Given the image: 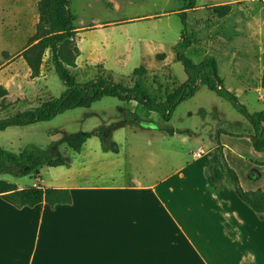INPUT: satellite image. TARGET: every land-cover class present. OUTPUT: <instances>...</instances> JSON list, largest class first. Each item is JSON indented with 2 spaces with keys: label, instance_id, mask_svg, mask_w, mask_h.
I'll list each match as a JSON object with an SVG mask.
<instances>
[{
  "label": "rangeland",
  "instance_id": "rangeland-1",
  "mask_svg": "<svg viewBox=\"0 0 264 264\" xmlns=\"http://www.w3.org/2000/svg\"><path fill=\"white\" fill-rule=\"evenodd\" d=\"M38 2L0 0V84L7 90L5 104L17 101L14 111L36 107L48 98H58L65 90L53 73L48 52L40 67L42 80L31 77L30 69L20 57L33 44L31 39L39 17ZM190 3L191 0H71L69 9L74 18L75 44L79 50L75 61L77 80L86 82L104 70L124 86L136 85L155 100L164 101L186 79L177 55L186 56L194 64L210 56L216 61L223 84L238 101L250 113L263 110L264 7L255 0H195L193 6ZM223 6L229 7L224 16L217 10ZM182 15L187 25L185 33ZM182 35L189 37L188 45L183 43ZM120 107L139 113L150 123L123 125ZM107 125L124 126L115 137L120 147L118 159L126 162V173L139 178H158L177 166L176 161H166L163 154L159 157L156 151V146L162 144L159 137L148 147L158 157L142 151L148 138L146 132L155 133L158 126L188 134L191 152L200 147L204 154L208 150L217 151V133H244L249 126L229 102L205 86H199L194 96L176 107L167 122L157 113L141 109L135 102L102 98L89 108L67 111L49 122L0 131V148L17 153L28 144L60 143L59 152L73 158L71 150L61 143L64 138ZM166 143L168 150L169 147L172 151L176 149L177 162L185 159L193 162L188 145L180 139H170ZM136 148L138 153L131 152ZM204 159L217 161L218 157L210 153ZM75 165L73 161L68 169L61 168L67 173L60 175L57 169L45 168L44 186L59 183L73 173ZM0 180L25 188L37 182L31 176L14 178L1 174Z\"/></svg>",
  "mask_w": 264,
  "mask_h": 264
},
{
  "label": "crops",
  "instance_id": "crops-1",
  "mask_svg": "<svg viewBox=\"0 0 264 264\" xmlns=\"http://www.w3.org/2000/svg\"><path fill=\"white\" fill-rule=\"evenodd\" d=\"M39 76L35 79L42 80ZM123 129L112 133L117 153L102 152L97 137L88 139L72 153L73 173L59 183L44 186L47 167L40 169L30 187L66 189L70 204L16 208L0 197V264H264V215L247 207L227 181L217 193L206 191L208 165L223 169L217 151L204 154L198 147L195 152L202 154L195 158L188 134L146 132L141 150L158 157L148 147L159 137V157L177 166L158 178H139L126 173V162L118 159L115 137ZM250 133L249 125L235 134ZM170 139L187 144L193 162H177L176 149L166 145ZM218 142L242 189L264 192V152L254 151L247 136L220 132ZM210 153L217 161L204 159ZM68 167L53 169L60 175Z\"/></svg>",
  "mask_w": 264,
  "mask_h": 264
},
{
  "label": "trees",
  "instance_id": "trees-1",
  "mask_svg": "<svg viewBox=\"0 0 264 264\" xmlns=\"http://www.w3.org/2000/svg\"><path fill=\"white\" fill-rule=\"evenodd\" d=\"M71 0H39L37 4L38 23L33 43L21 53V57L30 69L31 77L40 75V67L46 52L49 53V62L53 73L65 87L64 92L58 98H48L40 105L30 107L23 111H14V103L5 104L7 90L0 84V131L9 127H25L41 122H49L55 116L76 108H89L102 98H115L119 102H135L141 109L157 113L167 122L171 119L176 107L185 99L194 96L199 86H205L218 97L229 102L231 106L245 118L251 127L250 134H233L223 131L224 134L236 137H250L252 148L256 152H264V109L250 113L241 104L237 97L229 91L218 75V68L213 57H206L201 62L194 64L184 55H177L186 76L185 81L172 93L168 94L164 101H157L146 94L138 86L131 88L124 86L120 81L104 70L97 76L86 82H79L76 73V58L79 50L75 44L76 31L73 27L74 18L70 12ZM191 0L190 5H194ZM190 8V7H188ZM188 8H184L186 10ZM218 12L224 16L229 7H219ZM182 31H186L184 15L181 17ZM182 35L183 43L190 42L189 37ZM122 124L133 126L141 123H150L141 117L139 113L120 107ZM121 124V125H122ZM99 126L88 133H76L62 140L72 153L80 152L83 144L92 137L100 141L101 151L117 153V145L112 141L114 130L123 126ZM166 135L172 136L175 131L171 128L157 127ZM178 133V132H177ZM219 133L215 136L217 152L222 162L223 169L210 164L206 168V191L209 194L217 193L223 186V182L230 183L238 198L258 216L264 215V192L261 190L245 191L239 184L236 173L227 165L222 149L218 142ZM60 143H50L46 146L28 144L17 153L0 148V174L14 178L31 176L40 178V169L43 167H68L72 158L63 156L59 152ZM0 197L16 208H32L42 202L50 207L68 205L71 196L66 189H47L42 187H27L18 189L15 184L0 180Z\"/></svg>",
  "mask_w": 264,
  "mask_h": 264
},
{
  "label": "built area",
  "instance_id": "built-area-1",
  "mask_svg": "<svg viewBox=\"0 0 264 264\" xmlns=\"http://www.w3.org/2000/svg\"><path fill=\"white\" fill-rule=\"evenodd\" d=\"M257 3L261 4L264 7V0H255ZM202 154L201 151H197L193 154L195 158L200 157Z\"/></svg>",
  "mask_w": 264,
  "mask_h": 264
}]
</instances>
